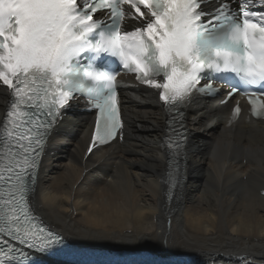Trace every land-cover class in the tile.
<instances>
[{
  "label": "snow or ice",
  "instance_id": "obj_1",
  "mask_svg": "<svg viewBox=\"0 0 264 264\" xmlns=\"http://www.w3.org/2000/svg\"><path fill=\"white\" fill-rule=\"evenodd\" d=\"M206 2L0 0V82L11 90L0 120V264H23L26 253L18 246L48 252L63 244L36 222L30 206L43 142L60 111L86 98L97 110L94 145L112 141L123 128L117 76L97 63L103 56L159 90L169 109L193 90L212 91L202 80L230 85L229 97L238 90L264 93V11L241 15L222 3L204 19ZM125 4L140 13L134 19L142 26L133 31L121 30ZM139 5L150 13L147 22ZM104 10L111 20H94ZM249 103L252 114L264 118V101L249 97ZM239 113L237 106L233 118ZM173 115L182 117L180 111Z\"/></svg>",
  "mask_w": 264,
  "mask_h": 264
},
{
  "label": "bare ground",
  "instance_id": "obj_2",
  "mask_svg": "<svg viewBox=\"0 0 264 264\" xmlns=\"http://www.w3.org/2000/svg\"><path fill=\"white\" fill-rule=\"evenodd\" d=\"M122 139L87 154L90 115L66 117L42 158L36 213L70 241L105 249L192 253L194 264H264V121L230 103L185 114L184 166L167 184L166 121L150 88L124 95ZM8 101L0 85V120Z\"/></svg>",
  "mask_w": 264,
  "mask_h": 264
}]
</instances>
